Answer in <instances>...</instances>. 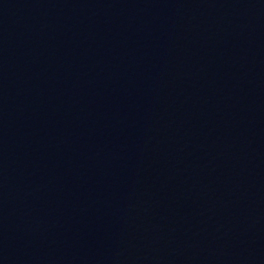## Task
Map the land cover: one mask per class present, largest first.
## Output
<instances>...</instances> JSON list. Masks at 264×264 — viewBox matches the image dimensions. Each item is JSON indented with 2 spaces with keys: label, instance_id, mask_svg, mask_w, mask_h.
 I'll list each match as a JSON object with an SVG mask.
<instances>
[{
  "label": "water",
  "instance_id": "1",
  "mask_svg": "<svg viewBox=\"0 0 264 264\" xmlns=\"http://www.w3.org/2000/svg\"><path fill=\"white\" fill-rule=\"evenodd\" d=\"M0 264H264V0H0Z\"/></svg>",
  "mask_w": 264,
  "mask_h": 264
}]
</instances>
